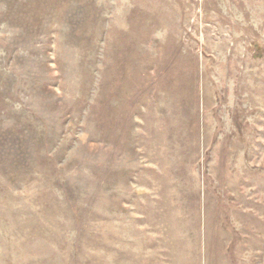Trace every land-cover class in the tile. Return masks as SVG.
I'll return each instance as SVG.
<instances>
[{"label": "rangeland", "instance_id": "1", "mask_svg": "<svg viewBox=\"0 0 264 264\" xmlns=\"http://www.w3.org/2000/svg\"><path fill=\"white\" fill-rule=\"evenodd\" d=\"M0 264H264V0H0Z\"/></svg>", "mask_w": 264, "mask_h": 264}]
</instances>
